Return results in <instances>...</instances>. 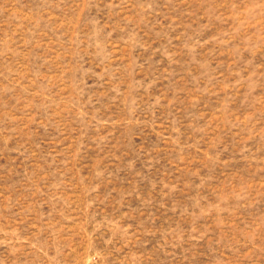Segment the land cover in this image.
Wrapping results in <instances>:
<instances>
[{"label":"rangeland","instance_id":"rangeland-1","mask_svg":"<svg viewBox=\"0 0 264 264\" xmlns=\"http://www.w3.org/2000/svg\"><path fill=\"white\" fill-rule=\"evenodd\" d=\"M0 264H264V0H0Z\"/></svg>","mask_w":264,"mask_h":264}]
</instances>
